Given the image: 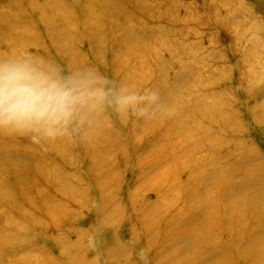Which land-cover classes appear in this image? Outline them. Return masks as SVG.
<instances>
[{
    "label": "rangeland",
    "instance_id": "obj_1",
    "mask_svg": "<svg viewBox=\"0 0 264 264\" xmlns=\"http://www.w3.org/2000/svg\"><path fill=\"white\" fill-rule=\"evenodd\" d=\"M24 54L162 106L54 143L0 134V264H184L199 239L174 243L203 217V259L248 264L264 229L245 213L264 189V0H0V56Z\"/></svg>",
    "mask_w": 264,
    "mask_h": 264
},
{
    "label": "clouds",
    "instance_id": "obj_2",
    "mask_svg": "<svg viewBox=\"0 0 264 264\" xmlns=\"http://www.w3.org/2000/svg\"><path fill=\"white\" fill-rule=\"evenodd\" d=\"M162 106L154 89L114 86L93 71L65 76L31 55L0 56V134L54 143L74 126L105 112L126 120Z\"/></svg>",
    "mask_w": 264,
    "mask_h": 264
},
{
    "label": "bare ground",
    "instance_id": "obj_3",
    "mask_svg": "<svg viewBox=\"0 0 264 264\" xmlns=\"http://www.w3.org/2000/svg\"><path fill=\"white\" fill-rule=\"evenodd\" d=\"M253 184V183H252ZM258 184V183H257ZM258 186H256V183L251 185L249 187V191L254 189V192L252 191L247 200L245 201L246 209L245 213L252 215L253 217V223H258L263 225L264 228V189L259 190ZM242 189V188H241ZM259 190V191H258ZM205 202H200V208H204ZM199 213L198 209H196ZM204 211V209H203ZM206 217H203L200 224H202L200 230L193 233H189L188 236H181L179 239H177L174 243L176 247L179 246H188L190 243L191 236L198 237L199 241L197 242V245L195 244V248L193 250L186 252L183 259L185 261L184 264H236L235 261L231 262H223L221 257L211 256L206 259H203L202 252L206 248V245H212L213 239L215 238L212 234V232H209L210 229L209 225L207 226V223H205ZM246 222V215L244 214H235L232 224L234 223L236 228L242 229V225H245ZM244 227V226H243ZM209 230V231H208ZM264 229H259L257 231H260L255 233L254 235H251L248 237V245H252L251 250L244 256V258H241L244 263L248 264H264V232L262 231ZM261 240L263 242H261ZM215 253V252H213ZM183 254V253H182ZM242 256V255H241ZM216 258V259H215Z\"/></svg>",
    "mask_w": 264,
    "mask_h": 264
}]
</instances>
